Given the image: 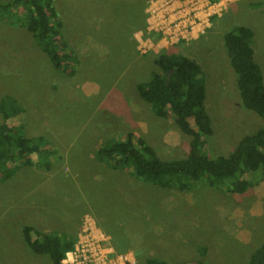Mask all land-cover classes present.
Returning a JSON list of instances; mask_svg holds the SVG:
<instances>
[{"label": "rangeland", "instance_id": "rangeland-1", "mask_svg": "<svg viewBox=\"0 0 264 264\" xmlns=\"http://www.w3.org/2000/svg\"><path fill=\"white\" fill-rule=\"evenodd\" d=\"M71 1L53 0L67 25L66 41L80 61L72 75L56 70L24 28L0 23V98L14 99L22 111L20 134L42 137L45 152L40 158L28 155L36 164L0 178V264H49L46 256L26 248L21 227L70 235L76 230V235L85 217L111 245L132 251L135 259L246 264L264 241V174L241 195L200 183L178 192L143 184L96 159L99 147L126 132L162 160L181 158L188 137L172 120L155 117L134 90L156 71L152 57L160 50L140 54L135 32L132 42L127 25L116 16L92 9L95 0ZM237 25L252 31L253 60L264 83V0H228L221 16L186 51L204 78L203 104L212 129L205 152L210 157L227 156L241 136L263 125L240 106L222 46V35ZM9 118L8 124H17Z\"/></svg>", "mask_w": 264, "mask_h": 264}, {"label": "trees", "instance_id": "trees-1", "mask_svg": "<svg viewBox=\"0 0 264 264\" xmlns=\"http://www.w3.org/2000/svg\"><path fill=\"white\" fill-rule=\"evenodd\" d=\"M95 1L92 9L116 16L114 18L127 25L125 34L132 42V33L144 30V8L148 0ZM0 23L24 28L61 73L72 75L80 63L74 47L66 41L64 32L67 25L53 0H0ZM201 37L181 41L153 54L152 63L156 71L146 82L134 85L138 98L149 106L155 117L172 120L177 129L188 137L186 153L181 158L162 160L143 140L132 132H126L115 141L99 147L95 157L108 168L126 171L135 180L161 190L184 192L200 183L205 188L226 194H245L260 182L264 174V83L261 69L253 60V34L249 28L237 25L222 35V46L235 76L240 106L263 123L252 134L241 136L225 157H210L205 152L206 139L212 134L203 104L205 83L199 65L186 56L188 43ZM21 112L14 99L0 98L2 179L20 166L34 164L29 162L28 155L36 154L40 158L45 153L40 150L44 146L42 137L29 139L20 134L17 117ZM9 117L14 118L17 124H8ZM8 165L11 170L6 169ZM75 233L76 230L71 235L64 231L43 233L32 226L21 227V238L26 248L35 255L46 256L49 264H60L65 252L73 247ZM112 247L117 253L129 251L124 247L117 248L113 242ZM200 253L203 255L204 248ZM135 262L168 264L153 256L138 257ZM246 264H264V241L249 255Z\"/></svg>", "mask_w": 264, "mask_h": 264}, {"label": "built area", "instance_id": "built-area-1", "mask_svg": "<svg viewBox=\"0 0 264 264\" xmlns=\"http://www.w3.org/2000/svg\"><path fill=\"white\" fill-rule=\"evenodd\" d=\"M228 0H148L144 30L133 34L137 51L157 52L181 41L197 39L221 16ZM156 35V38L153 36ZM60 264H136L132 251L117 253L105 233L84 218L73 247Z\"/></svg>", "mask_w": 264, "mask_h": 264}]
</instances>
